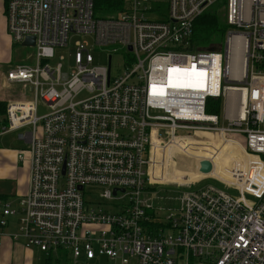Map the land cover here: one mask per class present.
Returning <instances> with one entry per match:
<instances>
[{
  "label": "built area",
  "instance_id": "obj_1",
  "mask_svg": "<svg viewBox=\"0 0 264 264\" xmlns=\"http://www.w3.org/2000/svg\"><path fill=\"white\" fill-rule=\"evenodd\" d=\"M113 1L99 16L95 0H7L9 34L16 43L34 36L36 56L7 73L34 97L9 102L0 134L33 129L20 135L29 140L28 158L18 155L28 188L15 208L5 203L0 211V246L8 237L47 255L69 250L75 261L264 264V0H224L228 29L216 50L195 49L192 36L196 19L222 0ZM74 34L82 40L64 71L51 61ZM94 50L107 53V64H94ZM115 53L126 56L117 74ZM209 98L222 100L219 114L206 111ZM39 99L49 108L40 116ZM179 130L240 136L247 161L233 162L231 180H222L238 193L189 191L164 219L149 215L143 193L159 142ZM89 186L101 187L103 199L128 200L118 211L88 205Z\"/></svg>",
  "mask_w": 264,
  "mask_h": 264
},
{
  "label": "rangeland",
  "instance_id": "obj_2",
  "mask_svg": "<svg viewBox=\"0 0 264 264\" xmlns=\"http://www.w3.org/2000/svg\"><path fill=\"white\" fill-rule=\"evenodd\" d=\"M166 1V0H164ZM102 5V4H101ZM100 5V6H101ZM106 11L109 13L110 10L102 5V9L97 10L96 13L99 16H106L103 12ZM218 14L221 13L223 15V6L222 8L216 11ZM88 39V38H84ZM78 40H82V36H77L74 34L69 42V46L62 47L56 49L55 58L51 61L52 65H55L56 62H61L64 67V71L70 70V68L74 65V53H75V43ZM36 48L29 46H22L21 44L13 43V47L9 51L10 62L1 65L0 73L1 77L7 73V71L14 66L17 65L18 62L21 61H30L34 63ZM94 64L104 65L107 64V53L102 50H94L92 51ZM126 56L122 53H115L112 62L113 73L117 74L119 72H123L126 68ZM15 65V66H16ZM228 84H236L238 83H228ZM15 86L9 88H3V90L7 91L9 94L16 97V93L19 98L23 96L24 100H32L34 97V92L32 91L30 85L25 84L24 90L22 87L16 86L18 84H14ZM89 93L86 91L80 94L78 99H82L88 97ZM49 111V108L43 103L42 100L39 99L37 103V114L43 115ZM0 116V124L1 123ZM6 122V118H5ZM36 133L38 136L42 134V124L38 123L36 126ZM33 126L31 124H24L16 129H9L8 131L1 133V136L8 134L5 138L9 140V138L15 139L16 143L20 144L18 141L19 134L26 133L28 130H32ZM178 137H189V139H195L201 141V145L196 144L194 142L184 140L176 144V147L171 146L170 143L173 140L167 136L164 141L165 145L162 142H159L160 149L155 151L153 161L155 164L152 168H150V180L146 184V190L143 193V198L147 200L150 204L152 210L149 211V215L154 216V212L157 216H161L166 219L168 214L173 211L172 208L178 207V203L183 195L192 190H199L209 187H214L221 190H227L231 193H238L237 190L233 188H227L223 181L231 180L230 173V165L231 162H240L245 159L247 161V157H245L243 148L245 146L244 138L238 136H224L217 134L215 132H201L198 131L194 134L193 131L190 130H179ZM229 137V138H227ZM236 139L237 141L233 140ZM24 143V142H23ZM158 142H156V145ZM159 144L157 146H159ZM241 145V146H240ZM27 147V148H26ZM29 145H26L21 149V152L25 154V158H28ZM210 147H214L219 149L220 152L225 153L227 158L218 159L210 154ZM202 159H208L212 162L213 167L216 168L215 171L212 170L209 174H200L199 171V162ZM243 161V162H245ZM200 174V175H198ZM182 175V179H181ZM185 175V176H184ZM178 180V181H177ZM183 180V181H182ZM223 180V181H222ZM229 181L228 183H230ZM149 188V189H148ZM87 192L85 194V200L88 205L95 206L98 203H102L101 206L106 210L118 211L122 208L123 204L127 202L128 197H119L113 198L112 200H106L100 197V193L102 192V188L98 186H89L87 187ZM11 208L16 207V203L11 201ZM0 211L3 210L4 204H0ZM13 221L18 218L17 214H12L6 217ZM163 219V223L166 224V221ZM156 222H150L147 225L150 229L153 227L158 228V225H155ZM168 225V224H167ZM164 232H173V229L166 227ZM40 251V250H39ZM42 252V251H41ZM46 256L45 252H42ZM49 261L50 264H73L70 261L62 262H54L55 260ZM42 261V258H41ZM79 264H89L85 259L78 260ZM133 261V260H132ZM88 262V263H87ZM48 263V264H49ZM180 264V263H177Z\"/></svg>",
  "mask_w": 264,
  "mask_h": 264
},
{
  "label": "crops",
  "instance_id": "obj_3",
  "mask_svg": "<svg viewBox=\"0 0 264 264\" xmlns=\"http://www.w3.org/2000/svg\"><path fill=\"white\" fill-rule=\"evenodd\" d=\"M14 40L8 32L7 27V1L0 0V67L3 64L9 63V51L13 47ZM21 44L22 43H17ZM35 62V60H34ZM17 64H34L30 61H21ZM16 65V64H15ZM14 65V66H15ZM12 66L10 69H12ZM9 69V70H10ZM7 71V73L9 72ZM7 73L1 77L0 73V105L2 103L7 105L9 102L24 100L23 96L19 98L16 93V97L9 94L3 88H9L15 86L12 83H9L7 80ZM16 86L22 87V90L25 88V84H18ZM1 123L5 122L6 114L0 110ZM27 132H30L28 130ZM26 132V133H27ZM8 134L0 137V204L18 203L20 198L26 193L28 188L29 180V168L27 162L20 161L18 155L21 153V149L26 145H29V140L18 136V141L20 144L16 143L15 139L5 137ZM27 148V147H26ZM25 149V148H24ZM25 155V154H24ZM1 209V208H0ZM10 221V225L7 228V231L13 233L17 230V219ZM42 258V261H41ZM53 258L54 260L61 258L59 262L70 261L73 264H79V261L73 260V257L70 251L66 249H56L50 252L49 256L43 254L37 248H26L21 242H16L11 240L8 237H5L3 245L0 246V264H48L49 260ZM85 259V258H82ZM52 260V259H51ZM81 260V259H80ZM89 264H119L111 258L106 256H96L93 259L87 260ZM55 262V261H54ZM87 262V263H88ZM56 264V263H54ZM130 264H136L131 261Z\"/></svg>",
  "mask_w": 264,
  "mask_h": 264
},
{
  "label": "trees",
  "instance_id": "obj_4",
  "mask_svg": "<svg viewBox=\"0 0 264 264\" xmlns=\"http://www.w3.org/2000/svg\"><path fill=\"white\" fill-rule=\"evenodd\" d=\"M7 1V0H6ZM223 2L219 1L217 4L211 6L202 15H200L194 24L192 41L195 44V49H210L211 47H221L224 42L226 31L228 29L227 23L225 21V14L217 13L216 11L222 8ZM105 2V3H104ZM114 5L113 0H95V10L102 9V5ZM101 5V6H100ZM102 12L106 15L108 12ZM222 100L219 98H209L207 101L206 111L209 113L221 112ZM0 110L3 114L7 112L6 104L2 103L0 105ZM229 138V137H227ZM149 189V188H148ZM61 258L55 259V262H59ZM51 261V259L49 260ZM49 263V262H48ZM50 264V263H49Z\"/></svg>",
  "mask_w": 264,
  "mask_h": 264
},
{
  "label": "water",
  "instance_id": "obj_5",
  "mask_svg": "<svg viewBox=\"0 0 264 264\" xmlns=\"http://www.w3.org/2000/svg\"><path fill=\"white\" fill-rule=\"evenodd\" d=\"M36 43V39L34 36H27L25 40L22 42V46H29V47H34ZM216 47H211L210 50H216ZM111 60L112 56L109 55L108 58V74L110 75V70H111ZM213 170V164L210 160L208 159H202L199 162V171L203 174H209ZM81 188V187H80ZM116 193V189L114 190V194Z\"/></svg>",
  "mask_w": 264,
  "mask_h": 264
},
{
  "label": "bare ground",
  "instance_id": "obj_6",
  "mask_svg": "<svg viewBox=\"0 0 264 264\" xmlns=\"http://www.w3.org/2000/svg\"><path fill=\"white\" fill-rule=\"evenodd\" d=\"M193 68H191V70H192ZM188 71L187 73L188 74H190L192 71ZM181 72V71H180ZM193 75H190L189 77L191 78ZM175 75L174 76H172V77H170L171 79H175ZM178 80H182L181 79V77H179L178 78ZM187 80H190V79H187ZM184 140H188V141H191V142H194V143H196V144H199V145H201L202 143H201V141H198V140H195V139H189V137H177L176 139H174L171 143H170V145L171 146H174V147H176V144H178L179 142H181V141H184ZM202 146V145H201ZM210 154L211 155H213L214 157H216V158H220V159H222V157H224L225 159L227 158V156L225 155V153H222V152H220L219 151V149H216V148H214V147H210ZM234 165H236V163H234L233 164V162H231V165L230 166H234ZM216 170V168H214L213 167V171H215ZM200 174H201V172H200ZM200 174H198V175H200ZM185 176V175H184ZM181 179H182V175H181ZM178 181V180H177ZM183 181V180H182ZM230 184H232V181L230 182Z\"/></svg>",
  "mask_w": 264,
  "mask_h": 264
}]
</instances>
